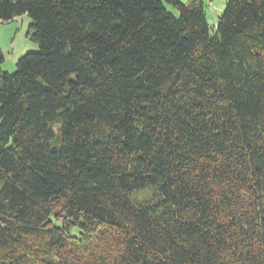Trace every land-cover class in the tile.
I'll return each mask as SVG.
<instances>
[{
	"label": "trees",
	"instance_id": "1",
	"mask_svg": "<svg viewBox=\"0 0 264 264\" xmlns=\"http://www.w3.org/2000/svg\"><path fill=\"white\" fill-rule=\"evenodd\" d=\"M204 1L0 0V264H264V0Z\"/></svg>",
	"mask_w": 264,
	"mask_h": 264
},
{
	"label": "rangeland",
	"instance_id": "2",
	"mask_svg": "<svg viewBox=\"0 0 264 264\" xmlns=\"http://www.w3.org/2000/svg\"><path fill=\"white\" fill-rule=\"evenodd\" d=\"M186 3L188 0H178ZM227 0H205L204 10L207 23L211 29L216 25V19L224 10ZM170 12L177 15V11L170 6L166 7ZM31 24L29 17L21 16L12 21L0 22V54L3 61L0 68L5 73L15 71L16 61L27 53L39 52L38 44L27 36L28 26Z\"/></svg>",
	"mask_w": 264,
	"mask_h": 264
}]
</instances>
